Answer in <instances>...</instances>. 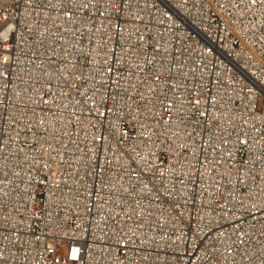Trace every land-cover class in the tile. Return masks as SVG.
<instances>
[{"label":"built area","instance_id":"obj_1","mask_svg":"<svg viewBox=\"0 0 264 264\" xmlns=\"http://www.w3.org/2000/svg\"><path fill=\"white\" fill-rule=\"evenodd\" d=\"M0 264H264V0H0Z\"/></svg>","mask_w":264,"mask_h":264},{"label":"rangeland","instance_id":"obj_2","mask_svg":"<svg viewBox=\"0 0 264 264\" xmlns=\"http://www.w3.org/2000/svg\"><path fill=\"white\" fill-rule=\"evenodd\" d=\"M259 109H260V104H259Z\"/></svg>","mask_w":264,"mask_h":264}]
</instances>
